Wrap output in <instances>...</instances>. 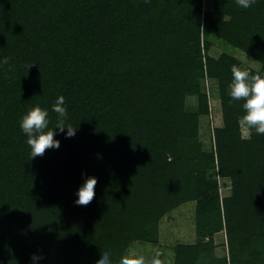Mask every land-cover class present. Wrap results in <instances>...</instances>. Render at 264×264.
Returning <instances> with one entry per match:
<instances>
[{
	"label": "trees",
	"instance_id": "1",
	"mask_svg": "<svg viewBox=\"0 0 264 264\" xmlns=\"http://www.w3.org/2000/svg\"><path fill=\"white\" fill-rule=\"evenodd\" d=\"M229 49L264 73V0H0V264L117 259L187 202L196 240L172 264H264V135L229 95ZM58 95L76 134L32 158L20 118L40 104L53 127Z\"/></svg>",
	"mask_w": 264,
	"mask_h": 264
},
{
	"label": "clouds",
	"instance_id": "2",
	"mask_svg": "<svg viewBox=\"0 0 264 264\" xmlns=\"http://www.w3.org/2000/svg\"><path fill=\"white\" fill-rule=\"evenodd\" d=\"M255 2L256 0H236L242 9L252 7ZM2 62L7 63V58ZM231 72L229 95L233 100H243L241 122L257 135H264V73L253 75L239 65H234ZM51 110L57 114L53 127H50L49 109L40 104L30 106L20 118L19 127L30 146L32 158L43 156L46 149H58L60 147V140L56 138L58 133H63L67 137L76 134L77 127L69 122L68 106L63 95L56 97ZM81 176L83 179L76 189L74 202L78 205H87L95 196L98 179L95 175L84 172ZM41 259L37 253L31 255L33 264H38ZM94 264H172V260L164 250L149 253L141 246L130 245L117 259H114L109 249L100 251L99 258Z\"/></svg>",
	"mask_w": 264,
	"mask_h": 264
},
{
	"label": "rangeland",
	"instance_id": "3",
	"mask_svg": "<svg viewBox=\"0 0 264 264\" xmlns=\"http://www.w3.org/2000/svg\"><path fill=\"white\" fill-rule=\"evenodd\" d=\"M199 17L198 14L195 15ZM221 42H215L211 51L215 54L224 50ZM228 49V47L226 48ZM229 51L236 55L241 60V68H258V65L252 60L247 59L243 54L234 49ZM202 123H209L208 118H204ZM207 139V136H206ZM221 194L225 196L228 194L229 187L226 186V180H220ZM194 203L187 202L167 213L160 221L159 241L156 244H149L144 242H134L131 245H138L143 247L149 253L156 250H164L171 260H173L174 248L180 243H192L196 240L194 228ZM215 242L217 245L216 252L221 253L225 251L223 232L215 234Z\"/></svg>",
	"mask_w": 264,
	"mask_h": 264
}]
</instances>
